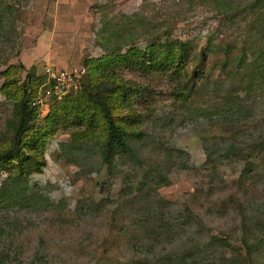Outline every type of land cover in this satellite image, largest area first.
Returning a JSON list of instances; mask_svg holds the SVG:
<instances>
[{"label":"rangeland","instance_id":"1","mask_svg":"<svg viewBox=\"0 0 264 264\" xmlns=\"http://www.w3.org/2000/svg\"><path fill=\"white\" fill-rule=\"evenodd\" d=\"M255 20L251 10L215 0H0V150L12 135V96L28 76L36 86L45 78L37 96L34 86L27 90L47 125L50 110L89 82L85 62L106 50L144 52L150 40L190 45L187 61L173 64L156 45V58L173 65L162 72L95 66L94 82L112 72L139 90L121 109L135 115L130 129L146 136L134 145L139 161L104 165L93 139L103 132L79 143L74 135L86 127L70 126L67 116L45 142L42 173L14 183L15 172L0 165V189L24 193L0 205L5 264H234L225 263L228 243L244 249L238 264H264V147L250 150L264 141V78L233 62L246 44L249 63L252 49L264 54V27ZM210 39L237 47L228 67L223 53L208 50ZM84 69L77 92L62 100L49 93L47 71ZM234 143L242 153H225ZM160 169L167 179L148 200L140 190L157 188Z\"/></svg>","mask_w":264,"mask_h":264},{"label":"trees","instance_id":"2","mask_svg":"<svg viewBox=\"0 0 264 264\" xmlns=\"http://www.w3.org/2000/svg\"><path fill=\"white\" fill-rule=\"evenodd\" d=\"M218 4L225 6L227 8L233 9L237 7H244L246 10H251L257 19L254 23L257 27H264V0H215ZM101 39V37H100ZM1 41V40H0ZM158 41V40H157ZM153 40H150V45L142 50L134 49L126 53L122 52H109L108 55L100 58L85 62V66L88 68L89 72V82L83 84V89L76 95L69 96L66 100L59 102L54 109H51L47 115L45 124L39 123V110L38 107L33 106V93L28 92V86H34L35 95L38 94V87L42 86L45 83V78L39 80L38 85H35V82L28 78L25 80L22 88L17 86V83H12L17 88H21V95L16 97L13 95L16 111L15 119L12 122V135L9 140V146L3 150H0V165L6 171H9V175H12L15 172L17 177H14V183L17 182L19 176H31L36 173H42L43 168L46 166L45 160V142L47 139L55 135L56 129L58 127V121H66L67 116L73 117L72 124L66 122L70 126H82L86 127L87 134L79 137L78 133L74 135V140L82 143L85 140L90 139V135L94 134L96 130H101L103 132L102 136H96L95 141H97L99 160L107 165L109 168H112L118 158L120 159H129L137 160L140 158L136 153L134 147L135 142L144 140L145 134L140 130L133 131L128 126V119L135 117L134 114L130 113L128 115L123 114L122 112V101L127 98L129 92L139 93L138 88L134 89L135 85L131 82L124 81L122 78L117 80L114 78L113 74L102 73L98 82H94L92 77L97 73L95 66L99 65L100 69L110 71L113 68L117 67H138V69L149 72H162L168 69V64L165 60H170L173 63L178 61H187L188 52L190 45L185 44L179 41L164 44L158 42L157 44L153 43ZM158 45L159 49H164L162 53H165L166 59L156 58L155 55V46ZM209 51H216L224 54V61L222 65L228 67L231 64L233 59V50H237V47L234 43H227L224 45H215L213 39L207 44ZM178 50V53L175 51ZM151 53V56H148V53ZM205 52V55H204ZM203 52L202 56L205 61H207L206 50ZM260 51L252 49L251 55L253 60L249 63L248 49L247 44L242 47V52L234 58L233 62H237L239 68L249 67L252 70L251 78H264V54H259ZM262 53V52H261ZM264 53V52H263ZM181 54V55H180ZM155 55V59L153 58ZM256 59V60H255ZM261 59V61H260ZM260 61V62H259ZM232 62V63H233ZM86 70V69H85ZM86 70V71H87ZM102 71V72H103ZM8 74V71L5 75ZM106 74V75H105ZM227 96H231L228 94ZM237 105V102L232 99L229 103V107L233 108ZM242 113V110L239 112H230V114L238 115ZM55 121V123L53 122ZM58 120V121H57ZM93 137V136H92ZM146 137V136H145ZM144 138V139H143ZM82 140V141H81ZM252 144H261L260 146L254 145L250 147L251 152L256 149H262L264 147V141L259 142L254 140ZM238 144H231L227 146L224 150L225 153H242L238 147ZM76 149V148H75ZM41 153V160L34 161L31 155H28L27 152ZM241 151V152H240ZM16 163V166L13 164ZM41 163V164H40ZM12 167V168H11ZM167 176L163 169H160L158 172V186L156 189H149L146 191L143 187L140 192H144V197L146 199H151L153 193L156 195L159 192V189L164 185ZM16 181V182H15ZM153 183V182H152ZM151 188V187H148ZM154 190V192H153ZM23 192L18 187L9 189L8 185L5 188L0 189V205L3 201L7 200L8 203L12 202L14 199L18 198L20 195L23 196ZM162 201V200H161ZM232 248L231 257L228 260H225V263L232 262L238 264L242 261L243 254L241 251L243 248H236L232 244H226ZM255 251V250H254ZM248 254L250 259L253 260V251ZM187 257L189 256V254ZM185 256V255H184ZM241 259V260H240ZM6 258L0 257V264L6 263Z\"/></svg>","mask_w":264,"mask_h":264},{"label":"built area","instance_id":"3","mask_svg":"<svg viewBox=\"0 0 264 264\" xmlns=\"http://www.w3.org/2000/svg\"><path fill=\"white\" fill-rule=\"evenodd\" d=\"M51 86L49 93L59 100L77 92L83 84V76L86 70L79 72L47 71ZM48 91V90H47Z\"/></svg>","mask_w":264,"mask_h":264}]
</instances>
